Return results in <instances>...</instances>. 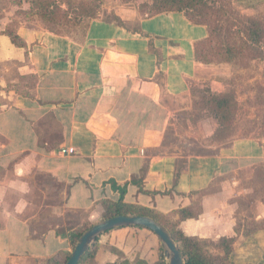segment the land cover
Instances as JSON below:
<instances>
[{
    "label": "crops",
    "instance_id": "0c3cea01",
    "mask_svg": "<svg viewBox=\"0 0 264 264\" xmlns=\"http://www.w3.org/2000/svg\"><path fill=\"white\" fill-rule=\"evenodd\" d=\"M33 1L0 0V264L71 253L72 233L121 200L225 264H264V137L218 139L212 116L191 120L197 83L226 74L196 58L208 28L185 12L119 8L87 16L78 38L47 30ZM97 241L96 264H168L146 228Z\"/></svg>",
    "mask_w": 264,
    "mask_h": 264
},
{
    "label": "trees",
    "instance_id": "16d2710c",
    "mask_svg": "<svg viewBox=\"0 0 264 264\" xmlns=\"http://www.w3.org/2000/svg\"><path fill=\"white\" fill-rule=\"evenodd\" d=\"M34 9L38 15L49 23H54L56 12L64 13L54 0H35ZM154 15L167 12H185L188 18L197 25L206 26L209 35L196 46V58L200 63L212 64H233L244 63L249 60L264 58V22L254 17L244 16L232 8L227 10L224 3L218 0H154L151 7ZM202 98V105L208 108L218 123L216 136L224 139L228 136L227 129L230 128L237 112V103L230 93L214 94L207 92ZM107 213L104 220L116 216L140 215L154 219L163 224L171 232L175 242L184 256V264H225L223 258L214 257L204 249L210 245L198 238L188 237L175 226L166 224L163 219L153 212L141 209L136 206L127 205L122 200L117 203L106 202ZM190 217V215H189ZM183 218H188L183 212ZM89 228H82L74 231L71 235L73 248L76 247L82 235ZM233 240L222 239L219 245L228 254L231 251ZM98 250V241L92 245L80 264H96L95 256ZM71 253L49 260L46 264H66ZM117 264H131L125 260ZM136 264H149L139 260ZM158 264H164L160 262Z\"/></svg>",
    "mask_w": 264,
    "mask_h": 264
},
{
    "label": "rangeland",
    "instance_id": "374dc122",
    "mask_svg": "<svg viewBox=\"0 0 264 264\" xmlns=\"http://www.w3.org/2000/svg\"><path fill=\"white\" fill-rule=\"evenodd\" d=\"M54 1L59 7H62L61 9H64V13L57 11L54 16V23L46 22L40 16L38 19L43 22L47 30L59 31L61 34H73L74 37L78 38L83 36V29L87 26L83 25L84 19L87 20L88 17L96 18L100 15L103 17L105 15H113L119 8L120 11L123 8H135L143 17L154 16L151 11L154 0ZM218 2L220 5L224 3L227 6V10L232 8L237 13H241V15L254 17L264 22V0H218ZM262 46L264 50V44ZM212 65H226L224 68H219L222 71L226 70V74L217 73V83L213 86L209 81L197 83L194 93L198 100L196 112L191 118L193 124L199 125L200 123L197 122H200L201 119L206 120L208 118L211 120V116L214 118L208 108L202 105V98L209 95L207 92H212V87H215V94H218V91L230 93L234 96L237 103L234 121L230 128L227 129L228 136L252 135L253 137H257L259 135L260 137H264V58L251 59L244 63L236 62L233 64ZM208 123L210 126L212 125L213 130L215 127L216 130L218 129V126H215L213 122ZM185 125L186 123L184 122L183 126ZM259 172L263 175L262 184L264 187V169L259 170ZM209 247L211 245H205L204 249L206 248V251H208ZM73 250L74 248L71 254Z\"/></svg>",
    "mask_w": 264,
    "mask_h": 264
},
{
    "label": "water",
    "instance_id": "95a60500",
    "mask_svg": "<svg viewBox=\"0 0 264 264\" xmlns=\"http://www.w3.org/2000/svg\"><path fill=\"white\" fill-rule=\"evenodd\" d=\"M125 227H140L152 231L162 243L168 264H184L183 253L169 229L152 218L140 215L116 216L93 225L82 235L66 264H80L99 237L114 229Z\"/></svg>",
    "mask_w": 264,
    "mask_h": 264
},
{
    "label": "built area",
    "instance_id": "2783aa9c",
    "mask_svg": "<svg viewBox=\"0 0 264 264\" xmlns=\"http://www.w3.org/2000/svg\"><path fill=\"white\" fill-rule=\"evenodd\" d=\"M61 154L62 155H70V154H75V150L73 149V150H66V149H64V150H62L61 151Z\"/></svg>",
    "mask_w": 264,
    "mask_h": 264
}]
</instances>
